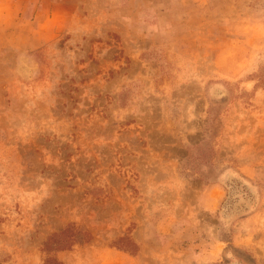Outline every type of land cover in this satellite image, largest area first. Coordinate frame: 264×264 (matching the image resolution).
Returning <instances> with one entry per match:
<instances>
[{
  "label": "rangeland",
  "instance_id": "374dc122",
  "mask_svg": "<svg viewBox=\"0 0 264 264\" xmlns=\"http://www.w3.org/2000/svg\"><path fill=\"white\" fill-rule=\"evenodd\" d=\"M0 264H264V0H0Z\"/></svg>",
  "mask_w": 264,
  "mask_h": 264
}]
</instances>
